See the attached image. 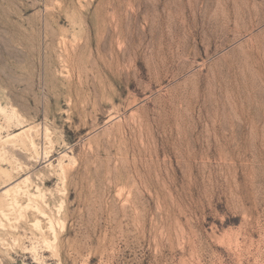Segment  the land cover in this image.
<instances>
[{
	"label": "rangeland",
	"instance_id": "1",
	"mask_svg": "<svg viewBox=\"0 0 264 264\" xmlns=\"http://www.w3.org/2000/svg\"><path fill=\"white\" fill-rule=\"evenodd\" d=\"M0 264H264V0H0Z\"/></svg>",
	"mask_w": 264,
	"mask_h": 264
},
{
	"label": "bare ground",
	"instance_id": "2",
	"mask_svg": "<svg viewBox=\"0 0 264 264\" xmlns=\"http://www.w3.org/2000/svg\"><path fill=\"white\" fill-rule=\"evenodd\" d=\"M10 188V187H9ZM9 190V189H8Z\"/></svg>",
	"mask_w": 264,
	"mask_h": 264
}]
</instances>
